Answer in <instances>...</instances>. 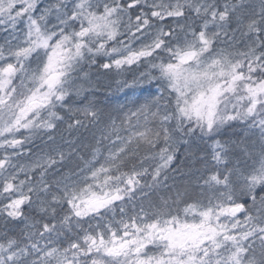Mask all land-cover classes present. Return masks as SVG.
<instances>
[{"label": "snow or ice", "instance_id": "snow-or-ice-1", "mask_svg": "<svg viewBox=\"0 0 264 264\" xmlns=\"http://www.w3.org/2000/svg\"><path fill=\"white\" fill-rule=\"evenodd\" d=\"M0 264H264V0H0Z\"/></svg>", "mask_w": 264, "mask_h": 264}]
</instances>
